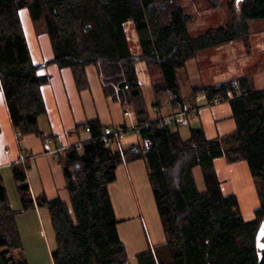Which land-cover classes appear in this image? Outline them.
Wrapping results in <instances>:
<instances>
[{"label":"trees","instance_id":"16d2710c","mask_svg":"<svg viewBox=\"0 0 264 264\" xmlns=\"http://www.w3.org/2000/svg\"><path fill=\"white\" fill-rule=\"evenodd\" d=\"M212 5L217 7L218 0ZM26 9L37 33L49 36L53 59L33 62L21 11ZM228 20L193 35V17L180 0H0V89L3 90L18 139L34 134L43 142L39 118L47 113L42 86L48 76L40 70L49 63L72 70L79 89L88 87L86 67L95 66L107 97L125 113H135L136 138H119L126 126L108 127L87 121L90 139L56 153L65 177L70 205L34 198L27 181L30 152L13 164L12 176L22 202L11 206L0 174V264H28L17 226V215L36 206L48 210L55 233L54 264H128L118 233L110 185L123 163L142 161L165 240L137 254V264H264L257 252L264 220V89L255 90L247 77L213 84L204 93L207 103L228 101L236 129L207 138L202 128H191L183 139L175 121L156 120L141 85L137 64L144 62L154 93L152 107L184 103L178 72L199 52L244 39L250 20L264 19V0H243L238 9L228 3ZM132 22L139 52H135L125 25ZM190 113V109L187 110ZM117 133V134H116ZM246 161L255 181L260 207L246 221L235 195H224L214 165ZM200 167L205 189L200 191L194 169Z\"/></svg>","mask_w":264,"mask_h":264},{"label":"crops","instance_id":"0c3cea01","mask_svg":"<svg viewBox=\"0 0 264 264\" xmlns=\"http://www.w3.org/2000/svg\"><path fill=\"white\" fill-rule=\"evenodd\" d=\"M242 1H240V5ZM229 2L224 3V0H219L217 7L210 3L203 13L197 15L196 18L203 17L201 28L224 24L228 20ZM27 13L22 10L21 19L33 62L45 64L53 59L49 36L46 33H37L29 18V13L26 16ZM195 20L194 18L193 21L195 22ZM259 23L264 25V19L248 22L247 43L244 39H239L198 53L196 59L192 60L198 67L194 68L195 71L191 79L188 74L190 81L198 82L199 79L198 83L201 85L200 88L193 87V93L186 95L183 92L179 72L184 68L178 72L180 93L184 105L190 109L189 114H183L180 106L171 103L160 110L153 108L151 104L149 107L153 118L178 123L183 139L190 137L191 128H202L209 139L233 132L236 129V122L230 103L224 101L208 104L206 98L202 97L201 93L195 94L194 90L221 82L237 81L242 77H247L255 90L264 89V26ZM131 37L136 50L138 49L136 52H138L136 32L131 33ZM128 38L130 39L129 35ZM206 58H209V65L203 72L202 61ZM140 65L141 63L137 64V70ZM189 65L187 63L185 68H188ZM220 66H223L221 70ZM215 68L217 69L215 70ZM40 74L47 75L49 80L41 89L47 113L39 118V127L45 135L55 136L54 140L43 142L40 137L34 134L18 139L4 92L0 89V174L4 178L11 206L16 210L21 208L22 202L12 176L11 167L13 164L21 162L23 150L30 152L31 157L27 181L32 196L36 198L45 193L49 200H62L70 205L63 169L56 159V153L90 139V133L87 130H76V126L87 121L99 120L108 127L126 126L130 132L123 135L122 139L131 141L136 138L134 128L137 127L138 122L135 113L132 111L125 113L120 103L105 96L95 66L86 67L89 85L85 89L77 87L72 70L68 67L61 68L55 63H49L40 70ZM214 165L223 194L235 195L243 218L246 221L254 219L255 211L261 203L247 162L242 160L230 164L225 158L220 157L214 160ZM194 175L199 190H204L205 184L200 167L194 169ZM150 190L147 171L142 161L121 164L117 169V180L110 185V194L119 220L118 233L125 245L128 261H135L137 254L153 248L165 240V237L156 242L151 239L145 226V218L140 211L141 208H136L141 206L138 196L142 191L148 194L151 192ZM115 195L119 199V207L115 201ZM131 200L135 203V215H122L118 208H122L123 211L126 209L123 207L131 205ZM20 213L23 215L24 213H33L34 219L36 216L38 224L43 228L47 238L46 226L50 227V217L45 208L36 206L28 211H20L18 215ZM52 236L54 245L52 247L49 241V250L53 262L52 254L56 250L55 233Z\"/></svg>","mask_w":264,"mask_h":264},{"label":"rangeland","instance_id":"374dc122","mask_svg":"<svg viewBox=\"0 0 264 264\" xmlns=\"http://www.w3.org/2000/svg\"><path fill=\"white\" fill-rule=\"evenodd\" d=\"M212 1L213 0H180V4L185 10V12L191 15L193 19L194 18L196 19L195 22L192 21L189 24V28L192 31L193 35L195 36L199 35L201 33V29L203 28V27L201 28V22L203 20V17L196 18L197 15H200L201 13H203V10ZM228 1L234 2L235 8L238 9L240 6V1L242 0L240 1L224 0V3H227ZM25 11L27 10L24 9L23 12ZM22 15H24V13H22ZM26 16H28V13ZM228 17H229V12H228ZM259 24L263 25V23H259ZM125 29H126L127 35L130 36L129 40L132 43V47L134 48L133 50L136 52L138 49L136 50V47L134 46V42L131 37V33L136 32L133 23L132 22L126 23ZM137 47L139 48L138 42H137ZM200 53L201 52H199V54ZM206 59H203L202 61L201 67L203 68L202 70L203 72L206 71L204 70L205 67L209 65V62H208L209 58H206ZM139 63H141V65L139 66L137 73H138L141 85L143 86L145 97L150 106L154 101V93L150 85V79L148 77L149 75H148L147 67L145 66L146 64L144 62H139ZM187 63H189L190 65L188 66V68L184 67V69H182L179 72V78H180L181 88L183 92L186 95H189L190 93H193L192 91L193 87L200 88L201 85L198 83L199 79L197 80L198 82H196L195 80H191V81L189 80V78L191 79V76L195 71L194 68L195 67L197 68L198 66H195L196 64L192 60L188 61ZM220 67L221 68L219 69L221 70L223 66H220ZM216 69L217 68H215V70ZM214 72H217V71H214ZM188 74H189V78H188ZM202 97H205V96H202ZM187 112L188 111H185V115H187ZM151 192L150 193L148 192V194H145V191H142L140 196H138V202H140L141 206H137L136 208H141L140 211H142L141 214L145 218V226L147 227L148 234L151 237V239L156 242L159 239L164 238V233H163L161 222H160V219L157 213L154 198ZM114 197L119 207V201H118L119 199L117 195H115ZM133 199L135 200V197ZM130 203H131L130 206L123 207V208H126V209H123V211H122V208H118V210L122 212L121 213L122 215H129V216L135 215V211H136V208H134L135 203L132 200ZM33 216H34L33 213H24V215L23 213H20L17 216V220H18L17 225H18V229H19V233H20V237L22 241L23 253H24L25 259L28 264H53L51 256H50V250H49V241L52 247L54 245V240L52 236V234H54L53 233L54 230L51 224V220H50V227L46 226L47 228V238H46L43 232V228L40 227L38 224L36 216H35V219ZM134 221L136 222V220ZM260 235H262V231L260 232ZM128 264H137V261L131 260L129 261Z\"/></svg>","mask_w":264,"mask_h":264},{"label":"water","instance_id":"95a60500","mask_svg":"<svg viewBox=\"0 0 264 264\" xmlns=\"http://www.w3.org/2000/svg\"><path fill=\"white\" fill-rule=\"evenodd\" d=\"M261 231H262V235H260L258 243H257V252H258L259 257H261L262 252L264 251V220L262 222Z\"/></svg>","mask_w":264,"mask_h":264},{"label":"built area","instance_id":"2783aa9c","mask_svg":"<svg viewBox=\"0 0 264 264\" xmlns=\"http://www.w3.org/2000/svg\"><path fill=\"white\" fill-rule=\"evenodd\" d=\"M233 84H234L235 86H238V81H233ZM202 96H205L204 93H202ZM187 110H188V108H187L186 106H184V111H181V112H182L183 114H185V111H187ZM119 133H120L119 138H122V137H123L122 132H119ZM116 134H117V133H116ZM20 161H21V162H24V157L21 156Z\"/></svg>","mask_w":264,"mask_h":264}]
</instances>
